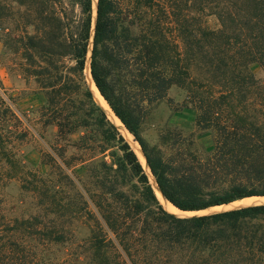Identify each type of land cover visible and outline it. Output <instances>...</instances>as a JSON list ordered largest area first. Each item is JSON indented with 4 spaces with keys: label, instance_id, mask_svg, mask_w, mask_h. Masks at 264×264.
I'll return each mask as SVG.
<instances>
[{
    "label": "trees",
    "instance_id": "trees-1",
    "mask_svg": "<svg viewBox=\"0 0 264 264\" xmlns=\"http://www.w3.org/2000/svg\"><path fill=\"white\" fill-rule=\"evenodd\" d=\"M14 1L12 11H0L2 56L45 95L43 126H55L61 141L93 126L101 139L82 148L105 154L114 143L117 151L93 171L95 189L81 187L77 200L59 203L56 219L10 218L0 197V264H264V204L177 217L159 203L87 83L94 1ZM210 18L219 27L210 28ZM255 66L264 71V0H97L93 81L140 144L164 198L182 212L264 197V81ZM174 86L198 125L215 133L207 158L180 147L167 159L140 135ZM13 104L0 82V181L43 194V181L17 160L30 124ZM71 220L89 234L76 258H51L53 245L72 242Z\"/></svg>",
    "mask_w": 264,
    "mask_h": 264
},
{
    "label": "rangeland",
    "instance_id": "rangeland-1",
    "mask_svg": "<svg viewBox=\"0 0 264 264\" xmlns=\"http://www.w3.org/2000/svg\"><path fill=\"white\" fill-rule=\"evenodd\" d=\"M12 7H16L14 0H0V11L7 12ZM8 22L12 24L11 20ZM94 22L93 14V28ZM2 26L6 27L4 21L0 18V27ZM208 26L210 28L219 27L217 19L210 18ZM92 48L93 34L91 35L87 56V67L89 69ZM3 53L4 44L0 33V82L9 96L13 98V106L17 114L30 124V126L28 125L30 135L15 150L17 160L25 168V172L37 174L47 188L44 192L46 194L43 195L44 193L42 194L40 191L25 190L23 183L19 180L4 178L0 181V197L3 200V208L10 218L43 215L50 220L56 219L58 216L55 212L59 203H71V201L77 200L81 187L95 189L97 179L94 178L95 173L93 171L98 169L97 166L102 161L114 162L115 159L111 154L116 152L117 148L114 143H111L105 154L99 153V150L91 151L82 148L83 146L93 145L94 143L91 141L94 138L101 139L97 136L93 126L80 128L76 134L69 137L68 141L59 140L57 128L55 126L44 127L38 113V110L45 102V95L39 92L34 82H27L21 75L11 70L7 65L9 63H6L2 56ZM254 70L256 77L264 81V71L258 66H255ZM185 99L186 93L184 90L176 86L172 87L169 92V100L164 101L151 110L143 120L140 126V135L150 147L160 149L167 159L175 156L180 147L200 158H207L214 149L215 133L210 130H203L198 125L197 112L191 107H184ZM118 120L121 121L120 119ZM109 121L117 128L137 154L155 194L157 193L158 201L160 200L159 203L163 206L159 197L162 193L149 169L140 144L134 140L133 134L128 131L123 123L121 124L126 131L114 124L110 119ZM178 138H181L179 140H182L180 141L182 144L178 142ZM263 198H246L238 200L229 206L211 208L198 213L189 212V214L178 215L177 217H192L247 206L263 205ZM50 210L51 212H49ZM68 228L72 231V242L63 245H53L50 249L52 253H49L51 258H69L70 260L76 258L72 253L79 250L78 246L82 244L81 240L89 234L88 229L82 226L80 221L71 220V225Z\"/></svg>",
    "mask_w": 264,
    "mask_h": 264
},
{
    "label": "bare ground",
    "instance_id": "bare-ground-1",
    "mask_svg": "<svg viewBox=\"0 0 264 264\" xmlns=\"http://www.w3.org/2000/svg\"><path fill=\"white\" fill-rule=\"evenodd\" d=\"M94 4H95V12H94V18L96 17V4H97V0H93ZM86 79H87V83L91 89V92L93 93V96L96 100V102L102 107V109L105 111V113L109 116V118L111 119V121L116 124L118 127H120L122 130H124L123 125L121 124V122L117 119V117L113 114V111L111 110V108L109 107V105L107 104V102L103 99V97L101 96V94L99 93V90L97 89V87L95 86V83L91 77L90 74V69L89 67H87L86 69ZM126 131V130H124ZM156 186V184H155ZM159 193V192H158ZM157 194V193H156ZM161 194V193H160ZM163 207L170 212L171 214H174L176 216L178 215H183V214H189V212H182L180 210H178L177 208H175L170 202H168L163 195L159 196ZM264 199V198H263ZM160 201V200H159ZM229 206V205H228Z\"/></svg>",
    "mask_w": 264,
    "mask_h": 264
},
{
    "label": "water",
    "instance_id": "water-1",
    "mask_svg": "<svg viewBox=\"0 0 264 264\" xmlns=\"http://www.w3.org/2000/svg\"><path fill=\"white\" fill-rule=\"evenodd\" d=\"M96 20H97V10H96V18H95V22H94V28L92 29V34H93V37H94V33H95V27H96ZM90 74H91V67H90ZM92 77V75H91ZM93 79V78H92ZM96 86V85H95ZM100 93V92H99ZM102 96V95H101ZM158 186V185H157ZM162 193V192H161ZM163 195V194H162ZM225 206H228V205H225ZM201 212H204V211H201ZM198 213V212H197Z\"/></svg>",
    "mask_w": 264,
    "mask_h": 264
}]
</instances>
